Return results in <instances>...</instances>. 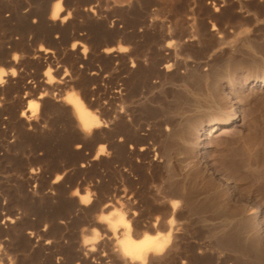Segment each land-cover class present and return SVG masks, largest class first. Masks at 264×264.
Returning <instances> with one entry per match:
<instances>
[{"label": "rangeland", "instance_id": "rangeland-1", "mask_svg": "<svg viewBox=\"0 0 264 264\" xmlns=\"http://www.w3.org/2000/svg\"><path fill=\"white\" fill-rule=\"evenodd\" d=\"M55 1L0 0V264H129L102 215L163 237L169 195L187 199L184 219L146 264H264V0L221 3L238 13L239 40L216 48L168 31L195 0H99L110 13L90 17L84 0L64 24ZM70 93L97 126L82 128Z\"/></svg>", "mask_w": 264, "mask_h": 264}, {"label": "bare ground", "instance_id": "bare-ground-1", "mask_svg": "<svg viewBox=\"0 0 264 264\" xmlns=\"http://www.w3.org/2000/svg\"><path fill=\"white\" fill-rule=\"evenodd\" d=\"M83 1L84 0H56L52 4L51 9H50L51 19L52 20H58V21H60L63 24L68 22V20L71 17L70 8L71 7H76L77 10L75 12L79 13V11H78L79 9L78 8H79L80 3H82ZM130 1L131 0H115V3L119 4V5H124V4H129ZM145 1L146 0H144V2ZM169 1L173 2L174 0H169ZM86 2H88L89 6H88V8L86 7L84 9V14H85V11H86L87 12L86 15L88 17H90L91 15H97V14L100 15L102 13V11L106 12L108 10L105 7H103V6H105L104 2H103L104 5L102 6V4L100 3L99 0H88ZM105 2L106 3L108 2L106 4V6H108V4H110L109 2H111V1L108 0V1H105ZM144 2H142V3H144ZM195 2L198 5V10H194V9L190 10V8H189L188 12H186L184 14H180V11L182 9L179 10L176 15L173 13L175 15L173 17L174 19L172 18V23L168 26V31L170 32V34H174V35L179 34L181 36L180 37L181 39L184 38L186 41H189L191 43L194 42V41H197L196 43H198V44H199L198 41L201 38L208 37L212 41V42L209 41V42H211L209 44H212L211 46H213L214 48H216L218 46H221V45H231L232 46L233 44H235L239 40L238 37H237V32H236L237 31L236 30L237 27L235 28V25H234L236 17L238 16V15H236L238 13L236 12L235 7L231 8L229 10H226V11H222L221 10V3L223 4L225 2H229V0H195ZM229 3H231V2H229ZM84 4H85V1H84ZM84 4H82V5L84 6ZM165 4H167V3H165ZM205 4L211 5V7L207 8L205 6ZM86 6H87V3H86ZM109 6L108 7L111 8V9L114 8V7L111 6V4ZM158 7H160V6H158ZM161 7L159 9H161ZM171 7H172V5H171ZM155 8H157V7H155ZM167 8L171 9L170 7H167ZM159 9H158V11H160ZM166 9H164V12H165ZM153 10L151 11V13L153 12ZM158 11L157 10L155 11L157 14L156 13L152 14L154 18H158L159 17L160 13H158ZM172 11H171V13H172ZM75 12L73 11V13H75ZM107 12H109V11H107ZM117 12H118V10H117ZM120 12H122V11H120ZM130 12L134 16L133 12L132 11H130ZM163 13H162V16H163ZM166 13L169 14V11L167 12V10H166ZM121 15L125 16L126 14L124 15V13H123ZM165 15H167V14H165ZM73 16H75V15H73ZM126 16H128V15H126ZM129 16H131V15H129ZM143 16H144V14H143ZM145 16H146V14H145ZM146 17H148V16H146ZM146 17H144V18H146ZM123 18H126V17H123ZM88 19H90V18H88ZM108 19H109V16H108ZM136 19H138V18H136ZM115 20H116V18H115ZM110 21H111V18H110ZM112 22H113V20H112ZM112 22H110V23H112ZM148 22H149V20H148ZM92 23H93V21H92ZM119 23H121V22H119ZM168 23H169V21H168ZM152 24H154V23H152ZM65 26H67V25L65 24ZM132 26H133V24H132ZM238 27H239V25H238ZM125 28H128V27H125ZM165 28L167 29V27H165ZM88 32H89V30H88ZM122 32H124V31H122ZM166 33H167V30L165 31V34ZM66 35H69V34H66ZM174 38L175 37H173V40H174ZM81 42L82 41L75 42L73 44V48H75L77 45L81 46L80 49H82V47H83L82 53H83V55H85L87 49H86V46L83 43H81ZM203 42H201V45H202ZM187 44H188V42H187ZM164 46H165V44H164ZM211 46L208 47V49L211 48ZM122 48L123 47L119 46V48L110 50V52L114 51L116 53L115 50H117L118 52H122L123 50H125V49L122 50ZM181 48H182V46H181ZM167 50H169V49H167ZM169 55H173V54L171 53ZM169 57H171V56H169ZM167 68H169V66ZM5 72L6 71H4L3 69H0V83H2V81L4 80ZM52 73H53V70L51 68H48L44 72V75L47 78V81H46L47 84L52 83L53 80H54V77H53L54 75H52ZM40 98H41V96H40ZM67 104L72 106V108L74 110V113H75L80 125L82 126V128L87 129V130H91L92 128H94L95 126H97L99 124V120L97 119V117L85 106V104L83 103V101L81 100V98L78 95H76L74 93L68 94L67 95ZM38 105H39L38 101H30V108L32 109V111H36L38 109ZM229 131H230L229 128H225L223 130V133H227ZM98 155H99V152L96 154V156H98ZM175 196H176V194H175ZM169 197H170V195H169ZM169 197H168V199L164 197V198H161L159 200V202L161 204H163V205H165L167 207L166 208V213L164 212L165 214H163V215H165V216L162 217L163 220H162V218H161V220L158 219L156 221V224H154V228L158 225L159 228H161L164 231H166V234L163 235V237H159V236L151 237V236H148V235H144L142 237H139L138 233H134L135 230H133L132 218L131 217L128 218L123 213L110 214L109 216L102 215V217L100 219V222L107 223L109 231H111V233H113V236L116 239H118L117 240V244H118L117 247H118L120 259H122L123 261H125V262H127L129 264H146L147 260H150V259H152V258H154L156 256H157V258H158V256L160 258V256L166 251V249L168 247V244H167L168 238L171 237V236L173 237V234H174V232L176 230L175 223H176V225H179L181 223L180 222L179 224H177V221H178L177 218H183L184 217V216H181V214H180L181 203L185 204L187 202V199L185 198V196H181L182 197L181 198L182 199L181 203H180L179 199H178L179 201H175L177 203L170 202ZM90 201H91V198L89 196V193H87L86 195H80V203L83 206L90 204ZM178 202H179L180 205L178 204ZM237 216L238 215L235 214V213H229L228 222L230 224L233 223L235 221V219L237 218ZM175 219H176V222L174 223ZM179 221H180V219H179ZM185 227L187 228L186 225H185ZM155 230H156V228H155ZM98 239H99V236H97V235H95L93 238H86L84 240V243H83L84 248H86V250H88L89 252H95L96 249H97L96 246L99 244V240ZM166 253H168V252H166ZM152 261H154V260H152Z\"/></svg>", "mask_w": 264, "mask_h": 264}]
</instances>
